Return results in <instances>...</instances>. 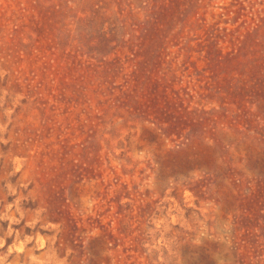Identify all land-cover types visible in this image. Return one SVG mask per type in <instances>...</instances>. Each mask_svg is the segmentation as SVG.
Wrapping results in <instances>:
<instances>
[{"label":"rangeland","instance_id":"374dc122","mask_svg":"<svg viewBox=\"0 0 264 264\" xmlns=\"http://www.w3.org/2000/svg\"><path fill=\"white\" fill-rule=\"evenodd\" d=\"M95 1L0 0V264H264V0L167 7L173 82L118 73Z\"/></svg>","mask_w":264,"mask_h":264},{"label":"trees","instance_id":"16d2710c","mask_svg":"<svg viewBox=\"0 0 264 264\" xmlns=\"http://www.w3.org/2000/svg\"><path fill=\"white\" fill-rule=\"evenodd\" d=\"M211 2L212 0H97L91 4V8H89V10H84L82 13L88 12V16H92V18H99L100 22L96 21L97 24L99 23L98 26H105L110 28V30L118 28L128 29L130 31L127 39L121 37L111 49L118 47L120 58H122L118 73H121L125 62L130 61L131 69L129 76L132 77L137 70L138 57H142L140 49L147 40L149 30L150 28L155 30L163 28L161 15L167 7L173 3L177 5L176 24H179V21H181V28L188 26L189 33H191L193 31V26L201 28L206 26L207 18L205 15L208 12L207 9L209 8ZM187 4L192 6L189 13L184 12L186 11L185 7ZM222 9H225V7H222ZM225 11H228V9ZM223 15L224 11H219L217 15H214V13L210 14L212 18L215 16L221 18ZM184 16L187 17V20H184L185 18L183 19ZM33 17L35 16L33 15ZM34 22L35 24H38L35 19ZM209 24L214 25V23ZM104 33L115 34V32L112 31H105ZM169 33H162L160 35L162 38V46H160L156 51L152 62L141 58L146 66L145 71L147 73V77L163 80L161 82H173L175 80L174 72L176 71V67L180 64L179 56L182 52V46H179L178 50L172 54L167 50L168 44L174 43L173 39H175L178 35L175 32L173 34ZM175 41L176 44H179L176 39ZM124 48H127L129 53L125 52L123 54L122 50ZM120 58L117 57L109 63L113 64L114 62H119ZM254 60L258 61V69L255 72H247V76L256 80V82L253 83V93L260 94L264 92V83L260 80V78L264 76V58L258 59V57H255ZM181 65L185 67L184 62ZM168 86L169 85H166V87ZM247 89L251 91L249 88ZM171 91L175 90L172 89ZM169 95L171 98L175 96L172 94H166L164 96L168 97ZM168 133V135L173 134V132Z\"/></svg>","mask_w":264,"mask_h":264}]
</instances>
